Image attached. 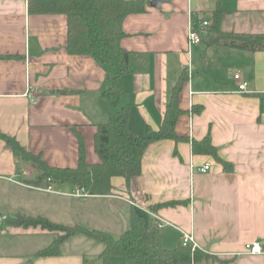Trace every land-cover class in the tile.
<instances>
[{"label":"crops","instance_id":"1","mask_svg":"<svg viewBox=\"0 0 264 264\" xmlns=\"http://www.w3.org/2000/svg\"><path fill=\"white\" fill-rule=\"evenodd\" d=\"M143 1L144 12L121 22L119 44L129 54L118 85L133 97L128 127L139 136L147 128L158 130L171 89L184 72L178 102L183 113L175 131L190 141H152L142 153L140 174L128 186L117 176L109 194L78 197L73 195L78 188L68 183L27 184L39 169L15 157L0 138V264H83L85 256L61 249L73 236L58 255L38 257L36 251L48 245L38 247L40 241L51 236L50 244L61 233L10 222L40 216L75 226L80 199L124 202L129 217L139 211L146 222H164L161 247H175L189 234L196 248L224 260L197 264H264V253L244 254L245 243L264 246V51L203 42L188 47L187 38L190 25L208 20L219 1L228 11L223 32L263 34L264 0ZM66 29L63 14H30L27 0H0V133L55 168L76 167L78 135L86 162L99 163L96 124L116 108L101 96L113 67L90 55L68 54ZM233 74L247 83L244 91H237ZM206 136L225 165L192 152L191 141ZM205 163L210 169L198 171ZM164 202L176 204L149 210Z\"/></svg>","mask_w":264,"mask_h":264},{"label":"trees","instance_id":"2","mask_svg":"<svg viewBox=\"0 0 264 264\" xmlns=\"http://www.w3.org/2000/svg\"><path fill=\"white\" fill-rule=\"evenodd\" d=\"M30 14H63L66 17L65 50L71 55H90L99 63L113 67L106 74L109 81L107 89L101 92L102 98L115 108L108 120L96 124L94 150L99 163L89 164L85 159L82 138L78 135V160L75 168H55L22 148L18 142L8 135L0 133V138L11 148L15 157L33 162L40 174L27 180L32 186L51 183H68L82 189L87 195H107L112 190L111 179L122 177L126 186L130 179L140 174L141 156L146 146L152 141L171 139L176 142H189L188 137L180 136L175 131L177 118L183 113L180 109L179 94L186 83V74L182 72L171 89L166 104L162 124L158 130L147 128L145 136H139L130 130L127 124L129 108L133 97L118 85V78L127 73V57L129 52L120 46L124 36L121 28L122 19L132 13L145 10L143 0H27ZM228 11L219 1L212 11L205 27H193L199 33L200 42L208 46L223 45L241 50L264 51V33L246 34L223 32L221 22ZM6 56L2 58H8ZM64 94L66 91H60ZM126 99L124 104L121 100ZM199 112L200 109H194ZM194 154H206L216 161L226 164L217 154L208 136L200 141H191ZM176 204L164 202L150 205V211ZM22 227H40L50 232H60L50 244L36 251L34 256H54L59 254L61 245L70 237L84 235L102 244L103 249L92 264H197L202 261L224 260L209 256L200 249H192L191 244L181 242L171 249L159 244V227L154 219L146 222L144 217L135 213L130 215V226L118 238L97 229H87L79 225L66 226L52 222L44 217L20 216L10 220ZM83 264H88L83 260Z\"/></svg>","mask_w":264,"mask_h":264},{"label":"rangeland","instance_id":"3","mask_svg":"<svg viewBox=\"0 0 264 264\" xmlns=\"http://www.w3.org/2000/svg\"><path fill=\"white\" fill-rule=\"evenodd\" d=\"M78 201L80 203L79 214H76L75 217L73 216L72 218L79 226L87 229H97L104 231L113 239L129 228L130 211L128 205L124 202L102 201L99 199H80ZM86 206L89 207V211L86 209ZM108 212L116 216L115 220H112L113 218L110 214H108ZM137 213L141 214L145 220H148L145 214L140 213L139 211H137ZM51 238V236H47V239H45V241H40L39 245L37 246H46L49 244L48 242L52 240ZM169 244H172L171 241ZM167 246L169 247H167L168 249L173 247V245ZM61 249L62 251H66L68 253L82 254L85 256L87 263L92 264L95 257H97L102 251L103 246L101 243L96 242L84 235H75L70 240H68V242H66V244H64ZM117 264H119V261Z\"/></svg>","mask_w":264,"mask_h":264},{"label":"built area","instance_id":"4","mask_svg":"<svg viewBox=\"0 0 264 264\" xmlns=\"http://www.w3.org/2000/svg\"><path fill=\"white\" fill-rule=\"evenodd\" d=\"M208 24V20H203L201 22V26L205 27ZM188 47L193 45V44H198L200 43V36L199 33L193 29V26L190 25L189 30H188ZM233 79L238 83L237 84V91L242 92L246 89L247 83L245 81H242L241 77L239 74H233ZM32 102H35L34 98H31ZM210 169V164L209 163H205L199 167H197V170L200 172H206ZM74 196H78V197H83L86 196L87 194H85L83 192L82 189H76L75 193L73 194ZM5 218V217H3ZM158 223L157 226L161 227L162 224L164 223L162 220L158 219ZM181 243L182 245H188L191 244L192 249L196 248V245L193 241V238L191 235L189 234H183L181 237ZM264 253V246L260 241H252L250 243H245L244 245V254H248V255H259V254H263Z\"/></svg>","mask_w":264,"mask_h":264},{"label":"water","instance_id":"5","mask_svg":"<svg viewBox=\"0 0 264 264\" xmlns=\"http://www.w3.org/2000/svg\"><path fill=\"white\" fill-rule=\"evenodd\" d=\"M157 2H158V0H149L150 5H156Z\"/></svg>","mask_w":264,"mask_h":264}]
</instances>
